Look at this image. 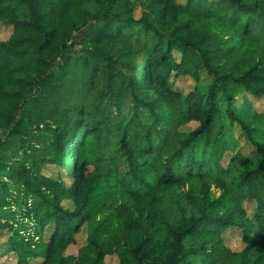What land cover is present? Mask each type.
<instances>
[{
	"label": "trees",
	"instance_id": "16d2710c",
	"mask_svg": "<svg viewBox=\"0 0 264 264\" xmlns=\"http://www.w3.org/2000/svg\"><path fill=\"white\" fill-rule=\"evenodd\" d=\"M1 24L0 234L18 264H264V0H0Z\"/></svg>",
	"mask_w": 264,
	"mask_h": 264
},
{
	"label": "rangeland",
	"instance_id": "374dc122",
	"mask_svg": "<svg viewBox=\"0 0 264 264\" xmlns=\"http://www.w3.org/2000/svg\"><path fill=\"white\" fill-rule=\"evenodd\" d=\"M180 4H185L187 0H178ZM142 7L141 6H135L134 8V16L138 19L142 15ZM86 29L85 31H82L80 33H77L74 37L75 41H77V45L75 47V51H78L82 48L81 44V37L88 31ZM13 33V27L11 25H0V41H7L10 36ZM174 56L176 61H180V55L178 52H174ZM172 84H174L175 88L180 90L183 93H188L189 91L193 90L195 84H197V81L195 79H192L191 77L183 74H177L173 73L171 76ZM200 84H207L209 83V79L205 72L201 71L200 73ZM255 109L264 112V103L262 99H255L253 101ZM197 126V123H190L187 126V130H193ZM237 136L240 135V131L236 132ZM5 134L2 133V138H5ZM241 146L243 149V153L246 156H251L255 152V148L244 139H241ZM68 163V162H67ZM62 169L59 166L50 165L47 166L44 171L46 174H48L50 177H54L58 180H65L67 183L71 184L74 183L73 179H71L70 176L65 175V172L61 171ZM93 170L92 166H86L85 171L87 174H89ZM220 191L216 188L212 189V196L218 197L220 195ZM66 209L73 210V203L70 201H66L63 203ZM245 208L248 211L249 215H253L255 210V203L248 202L245 204ZM30 227V226H29ZM53 232V227H49L46 231V241L48 242L51 238V234ZM29 233L32 234V231L29 230ZM12 235V230L10 228H5L1 234H0V264H18V258L17 255L14 252H11L8 250L10 247V240L9 237ZM24 236H28V232L25 231ZM37 239V238H36ZM224 239H225V245L229 247L233 251H241L245 247V241L243 238V235L241 232L237 229L230 228L225 231L224 233ZM88 243V229L87 224H84L81 228V232L75 237V242L72 243L64 252V256H74L77 257L79 255L80 250L85 247ZM106 264H120V259L118 255H111L107 256L105 260ZM33 264H40V260H35Z\"/></svg>",
	"mask_w": 264,
	"mask_h": 264
}]
</instances>
